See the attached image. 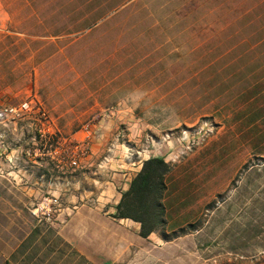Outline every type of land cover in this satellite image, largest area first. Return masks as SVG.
Listing matches in <instances>:
<instances>
[{
    "label": "rangeland",
    "instance_id": "374dc122",
    "mask_svg": "<svg viewBox=\"0 0 264 264\" xmlns=\"http://www.w3.org/2000/svg\"><path fill=\"white\" fill-rule=\"evenodd\" d=\"M151 157L171 241L115 218ZM0 189L63 264H264V0H0Z\"/></svg>",
    "mask_w": 264,
    "mask_h": 264
},
{
    "label": "trees",
    "instance_id": "16d2710c",
    "mask_svg": "<svg viewBox=\"0 0 264 264\" xmlns=\"http://www.w3.org/2000/svg\"><path fill=\"white\" fill-rule=\"evenodd\" d=\"M171 173L172 166L162 157H151L143 161L128 190L121 195L115 218L139 224L140 236L145 239L159 234L164 241H171L185 234L184 229L171 236L166 232L165 200ZM190 228L194 226L190 225Z\"/></svg>",
    "mask_w": 264,
    "mask_h": 264
},
{
    "label": "crops",
    "instance_id": "0c3cea01",
    "mask_svg": "<svg viewBox=\"0 0 264 264\" xmlns=\"http://www.w3.org/2000/svg\"><path fill=\"white\" fill-rule=\"evenodd\" d=\"M60 246L63 261L67 260L71 252L65 243ZM56 256L58 249L50 242L49 232L34 230L32 218L18 213L16 200L3 196L0 189V264H63Z\"/></svg>",
    "mask_w": 264,
    "mask_h": 264
}]
</instances>
